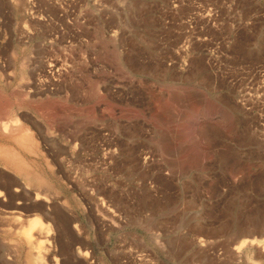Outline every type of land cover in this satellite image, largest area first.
<instances>
[{
    "label": "rangeland",
    "instance_id": "rangeland-1",
    "mask_svg": "<svg viewBox=\"0 0 264 264\" xmlns=\"http://www.w3.org/2000/svg\"><path fill=\"white\" fill-rule=\"evenodd\" d=\"M0 128V264H264V0H0Z\"/></svg>",
    "mask_w": 264,
    "mask_h": 264
},
{
    "label": "bare ground",
    "instance_id": "bare-ground-1",
    "mask_svg": "<svg viewBox=\"0 0 264 264\" xmlns=\"http://www.w3.org/2000/svg\"><path fill=\"white\" fill-rule=\"evenodd\" d=\"M5 123V122H4ZM15 124H17V125H15ZM12 125H15V127H18V125H19V123H17L16 121L14 122V124H12ZM21 125V124H20ZM12 126H10V125H8V124H3V126L0 128L1 129V132H4V133H9V132H11V130H12V128H11ZM22 127V126H21ZM16 129V128H15ZM18 129V128H17ZM25 129H19L18 130V135H19V139L17 138L18 137V135L16 136V138H15V140L16 139H18V141L17 142H19L20 141V143H21V141H22V143L24 142H27L28 140H30L29 139V135H28V130H27V132H26V130L24 131ZM14 131V130H13ZM14 134V133H13ZM2 136V135H1ZM11 136V135H10ZM3 137H4V135H3ZM14 139V138H13ZM24 143H23V145H24ZM28 144V143H27ZM29 145V144H28ZM12 153V152H11ZM4 156L1 152H0V156ZM8 155V154H7ZM6 155V157H7V159H8V156L10 157L9 158V161L8 160H6V161H8V163L9 162H11V163H13V162H15L16 163V159H14V158H16V157H14L13 156V158H11L12 156H10V155H8L7 156ZM12 155V154H11ZM5 161V162H6ZM13 161V162H12ZM22 161V160H21ZM23 163H25V162H23ZM15 165V164H14ZM17 171H19L18 169H16ZM27 170V169H26ZM28 174V173H27ZM30 175V174H29ZM34 176V175H33ZM25 177L26 176H24L23 178L25 179ZM29 176H27V179H25L26 180V183H27V186L29 185V183H28V181H29V178H28ZM32 177V176H31ZM41 176H39V178H40ZM37 178V177H36ZM36 178H35V180H36ZM30 179H32V178H30ZM38 179V178H37ZM35 186V185H34ZM35 199H37V200H39L38 199V197H36ZM5 218V217H4ZM3 218V219H4ZM7 218H9L8 216H7ZM10 219H11V217H10ZM9 219V220H10ZM5 220V219H4ZM6 221H8V220H6ZM11 221V220H10ZM45 221V220H44ZM16 224V223H18L17 224V226L20 224V230H21V232H17V234L19 233V234H21L22 233V238L21 239H24L23 241H25V246H27V248H29V256L27 255V261L25 260V262H26V264H44L45 262H44V255H45V253L43 254V252H45L46 250H47V248H46V250L44 251L43 250V248H45V247H42L43 245H44V241H42V242H39L40 241V239L41 238H45L46 239V241H48L49 240V238H48V240H47V237L48 236H50L49 235V226L48 225H46L47 223H45V222H43V220L40 218V217H38V215H34V217L32 216V218L30 217L29 219H26L25 221H22V219L21 218H16V217H12V225H15L14 223ZM11 223H10V225H11ZM25 225V226H24ZM16 226V225H15ZM10 230V229H9ZM8 230V231H9ZM10 233V232H9ZM11 234V233H10ZM17 234L15 233L14 234V236H17ZM13 235V234H12ZM18 237H19V235H18ZM36 237H37V239H38V237H39V240H35L36 239ZM41 237V238H40ZM17 238V237H16ZM18 240V239H17ZM34 240H35V242L38 244L39 243V246L38 245H34V244H36L35 242H34ZM262 241H260V240H257V239H255V238H252V239H249V240H243V241H241L240 243H239V248L238 249H240L242 246H244V245H246L247 244V246H256V245H259L260 243H261ZM14 243V242H13ZM20 243V242H19ZM46 243V242H45ZM17 244V243H16ZM42 245V246H41ZM15 246V245H14ZM22 246V245H21ZM24 246V247H25ZM45 246V245H44ZM49 246V245H48ZM16 247V246H15ZM20 247V246H19ZM17 248H18V245H17ZM21 248V247H20ZM42 248V249H41ZM28 250V249H27ZM26 251V250H25ZM10 252V251H9ZM47 252V251H46ZM49 252V251H48ZM15 253H16V251H15ZM15 255V254H14ZM26 255V254H25ZM26 256H24V258H25ZM49 257V256H48ZM23 258V259H24ZM17 260V259H16ZM5 261V260H4ZM47 261V260H46ZM19 262H20V260H19ZM25 262H23V263H25ZM49 262V261H48ZM49 264H58V261L56 260V259H54V260H52V261H50L49 262Z\"/></svg>",
    "mask_w": 264,
    "mask_h": 264
}]
</instances>
